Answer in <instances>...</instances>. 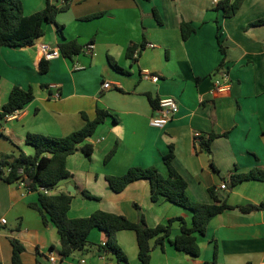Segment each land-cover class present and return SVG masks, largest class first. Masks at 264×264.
<instances>
[{
	"label": "crops",
	"instance_id": "0c3cea01",
	"mask_svg": "<svg viewBox=\"0 0 264 264\" xmlns=\"http://www.w3.org/2000/svg\"><path fill=\"white\" fill-rule=\"evenodd\" d=\"M22 2L26 16L44 10L48 2L67 9L56 18L62 30L46 24L45 35L33 46L0 47V112L14 87L31 88L34 93V100L14 118L0 121V155L18 157L23 152L32 156L35 150L26 144L28 134L66 137L85 127L83 115L94 120L98 109L106 111L109 117L86 141L93 146V155L70 156L71 177L57 188L63 193L76 190L70 193L71 219L103 211L133 223L143 214L152 228L178 218L190 226V211L164 199L151 200L148 181L133 182L115 193L106 180L134 167H157L168 176L163 160L172 147V165L187 182L189 199L213 204L209 190L214 188L226 195L234 209L215 217L205 236L198 235L199 258L175 249L173 242L181 232V222L175 221L163 248L154 247L151 264H264V210L243 213L239 209L264 204V181L231 186L233 175L264 171V25L251 27L264 19V0H245L232 18L215 10L217 0ZM94 15L99 17L87 19ZM183 23L196 29L188 40L182 38ZM65 41L78 42L83 52L73 60L43 59L41 45L59 50ZM132 47L137 48L130 58L127 52ZM109 58L127 73L115 70ZM43 61L49 65L46 74L40 72ZM146 73L158 76L159 81L147 80ZM219 81L228 90L218 91ZM169 97L177 100L178 114L164 129L151 127L157 115L152 102ZM213 134L217 137L210 151L195 142L197 136L208 140ZM113 150L114 156L106 163ZM223 184L227 189L222 190ZM37 203L38 194L20 182L0 181V222H8L0 224V264H14L13 240L25 248L21 264H120L114 254L98 250L108 242L99 230L90 236L94 246L62 259L59 233L51 222L44 224L32 207ZM116 240L129 264H141L133 231L119 232ZM51 252L55 262L50 260Z\"/></svg>",
	"mask_w": 264,
	"mask_h": 264
},
{
	"label": "trees",
	"instance_id": "16d2710c",
	"mask_svg": "<svg viewBox=\"0 0 264 264\" xmlns=\"http://www.w3.org/2000/svg\"><path fill=\"white\" fill-rule=\"evenodd\" d=\"M245 0H218L215 10L222 11L224 16L232 18L237 15ZM67 7L58 8L48 2L46 8L38 13L26 16L22 0H0V47L25 48L31 47L35 42L45 35L44 26L55 24L60 31L62 26L58 25L56 18L59 13L65 11ZM99 17L94 15L87 18L93 20ZM264 19L251 24V27L263 26ZM182 38L188 40L196 29L187 23L181 26ZM218 36L221 52L225 56L226 48L222 45ZM137 47L128 50L127 55L133 58ZM59 50L66 59L73 60L80 55L84 48L76 41H65L60 44ZM111 66L121 73H127L113 59L109 58ZM225 60L222 61L219 70L223 69ZM48 62H42L40 72L48 73ZM1 80V77H0ZM34 100L33 90L14 87L11 91L8 102L0 112V121L8 116L23 110ZM159 102L153 101L152 106L155 111H159ZM85 127L69 136L62 138H50L43 135L28 134L26 144L34 148L32 156L21 153L18 157L0 155V181L7 184L23 182L27 190L38 194V203L33 205V209L39 212L44 224L51 222L57 229L60 236V252L62 259L70 258L76 252H82L94 246L90 242L91 233L94 230L104 232L108 236L105 247L98 246V250L114 254L120 264H129L128 258L118 245L116 237L119 232L133 231L137 237L138 257L141 264H151V253L155 246L163 248L172 232V225L175 221L181 222V232L173 245L179 252L186 253L193 258H199L201 248L198 244V235L205 236L211 221L234 209L227 202L226 196L219 195L214 188L209 190L213 204H199L191 201L187 196V182L174 169V151L171 147L170 153L164 157V163L168 168V176H164L157 167L131 168L125 175L106 178L111 190L115 193L123 192L131 183L146 180L150 184V196L153 202L161 199L182 207L190 211L193 215L192 224L189 226L184 219L178 218L169 220L166 224L149 227L146 218L141 214L137 223L129 221L126 217L108 212L96 211L86 218L71 219L73 196L70 193L57 192L59 184L71 177L67 168L68 158L78 152L87 157H91L94 152L92 145L86 141L93 137L99 126L105 123L109 113L101 109L97 110V116L90 120L83 115ZM210 135L208 140L199 138V145L210 151V145L216 138ZM113 150L106 158V163L114 156ZM264 181V171L255 169L248 174L233 175L231 186L235 187L244 181ZM55 190L53 195H45L40 189ZM86 198H92L87 192L83 194ZM140 210V208L137 206ZM243 213H251L264 210V204L259 206H247L239 208ZM155 241L154 246L152 242ZM13 263L21 264V254L25 251L24 246L17 240L12 241Z\"/></svg>",
	"mask_w": 264,
	"mask_h": 264
},
{
	"label": "built area",
	"instance_id": "2783aa9c",
	"mask_svg": "<svg viewBox=\"0 0 264 264\" xmlns=\"http://www.w3.org/2000/svg\"><path fill=\"white\" fill-rule=\"evenodd\" d=\"M50 1H59V0H50ZM62 2L64 3L65 0H62ZM218 2V0H217ZM93 49V46H89L88 51H91ZM41 55L43 56V59L46 61H52L55 59H58L60 57H62V54L60 52V50H52L48 45H41L39 48ZM139 53H136V57L138 56ZM147 80H151L154 83H157L159 81V77L156 75H153L151 73H146V77ZM226 76L224 78V80L226 81ZM218 91L223 92L228 90V86L224 85L222 82H217V88ZM55 98H60V94L59 92H56L54 94ZM159 111L157 112V115L155 117H153L150 121V126L153 128H158V129H164L173 119L174 117L178 114L179 112V104L177 102V100L175 98L169 97V98H164L161 99L159 102ZM17 113V112H16ZM16 113L8 116L7 118H14V116L16 115ZM199 136H197L195 138V142L197 144H199ZM22 184V186H24L26 188V185L23 182H20ZM222 190L227 189V186L225 184H223L221 186ZM27 189V188H26ZM40 192H42L43 194L49 196V195H53L56 193L55 190L51 191V190H47L44 188L40 189ZM0 224L2 226H5L8 224L6 219H2ZM107 244V242L105 241L102 246L105 247ZM50 260L51 262H55L56 261V256L54 255V253H50ZM82 264H85V261L81 262Z\"/></svg>",
	"mask_w": 264,
	"mask_h": 264
},
{
	"label": "water",
	"instance_id": "95a60500",
	"mask_svg": "<svg viewBox=\"0 0 264 264\" xmlns=\"http://www.w3.org/2000/svg\"><path fill=\"white\" fill-rule=\"evenodd\" d=\"M68 191H69L70 193H76V190H75L74 188H69Z\"/></svg>",
	"mask_w": 264,
	"mask_h": 264
},
{
	"label": "rangeland",
	"instance_id": "374dc122",
	"mask_svg": "<svg viewBox=\"0 0 264 264\" xmlns=\"http://www.w3.org/2000/svg\"><path fill=\"white\" fill-rule=\"evenodd\" d=\"M225 193H223V195H224ZM226 196V195H225Z\"/></svg>",
	"mask_w": 264,
	"mask_h": 264
}]
</instances>
